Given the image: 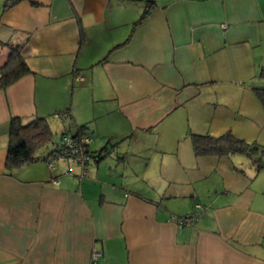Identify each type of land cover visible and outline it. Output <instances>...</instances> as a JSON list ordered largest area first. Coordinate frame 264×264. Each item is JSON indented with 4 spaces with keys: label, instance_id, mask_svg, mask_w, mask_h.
<instances>
[{
    "label": "crops",
    "instance_id": "crops-1",
    "mask_svg": "<svg viewBox=\"0 0 264 264\" xmlns=\"http://www.w3.org/2000/svg\"><path fill=\"white\" fill-rule=\"evenodd\" d=\"M3 2L0 66L23 44L30 72L0 89V264H264V164L190 135L264 146V0ZM12 115L98 157L7 170Z\"/></svg>",
    "mask_w": 264,
    "mask_h": 264
},
{
    "label": "trees",
    "instance_id": "trees-1",
    "mask_svg": "<svg viewBox=\"0 0 264 264\" xmlns=\"http://www.w3.org/2000/svg\"><path fill=\"white\" fill-rule=\"evenodd\" d=\"M17 1L19 0H4L3 10ZM148 11L149 7H146L138 20L143 19ZM2 44L9 47V53L5 63L0 66V89L6 88L18 78L30 72V68L25 61L23 44H14L12 42H2ZM260 75L264 78V67L260 69ZM253 90L262 106H264V86L255 85ZM65 114L70 116L68 110H63V114L60 113V115ZM80 127L82 128L83 126ZM63 134L65 132L59 136V140L56 141L54 139L46 116L34 115L26 117L12 115L8 121V144L5 168L12 170L34 161L38 157L36 154L37 149L43 146L47 147V153L49 155H54L55 157L61 147V137ZM70 135L79 136L81 134L77 132ZM190 135L194 151L198 155L231 156L240 154L248 156L258 166L264 164V159L256 156V153L264 149H260V145L256 144V142H248L243 138L235 136L231 131L217 136L201 133H191ZM85 151L88 158L91 156L93 158L98 157V154L90 151L88 147L85 148Z\"/></svg>",
    "mask_w": 264,
    "mask_h": 264
},
{
    "label": "built area",
    "instance_id": "built-area-1",
    "mask_svg": "<svg viewBox=\"0 0 264 264\" xmlns=\"http://www.w3.org/2000/svg\"><path fill=\"white\" fill-rule=\"evenodd\" d=\"M91 142V137L87 134H81L79 136H73L69 133H65L61 137V147L55 157H63V158H73L77 160L80 164L84 165L88 159V155L85 151V148L88 147V144ZM54 156V155H53ZM48 166L51 169L53 167V161L48 160ZM85 174V169L80 175ZM53 184L58 183L57 179L52 180ZM195 216V215H194ZM191 217L188 216H178L176 217V222L178 225H182L184 222L189 220ZM100 255V251L94 249L92 252V256L94 259Z\"/></svg>",
    "mask_w": 264,
    "mask_h": 264
},
{
    "label": "rangeland",
    "instance_id": "rangeland-1",
    "mask_svg": "<svg viewBox=\"0 0 264 264\" xmlns=\"http://www.w3.org/2000/svg\"><path fill=\"white\" fill-rule=\"evenodd\" d=\"M259 79H261L260 81H262V84H260V85H256V86H264V78H262V77H260ZM256 80H257V78H256ZM52 121L53 120H51V123H52ZM53 127H55V125L53 126ZM57 130H53V136H54V139L57 141V140H59V134H60V131L62 130V129H64V127H60V128H56ZM65 129H70L71 131H74V129H75V127L73 128V127H66ZM253 135V134H252ZM237 137H242V136H237ZM251 137V136H250ZM254 139H256V138H254V137H252V138H249V137H245V140L246 141H248V142H254ZM258 143H260L258 140H256V144H258ZM258 145H260V144H258ZM260 149H264V146H261L260 145ZM46 150H47V147H40V148H38L37 149V151H36V154H38V153H40L41 151H43L44 153L46 152ZM262 151V150H261ZM261 151H259L258 153H256V156H260L262 159H264V155H261L262 153H264V151H262V153H261ZM235 156H239V158H241L240 156H243V155H238V154H234ZM234 156V157H235ZM57 158H59V157H57ZM57 158H54V161L56 162L57 160H62V159H65V158H63V157H60L59 159H57ZM245 158L246 159H248V156H245ZM245 159V160H246ZM250 159V158H249Z\"/></svg>",
    "mask_w": 264,
    "mask_h": 264
}]
</instances>
